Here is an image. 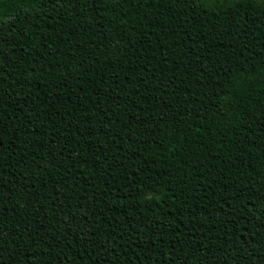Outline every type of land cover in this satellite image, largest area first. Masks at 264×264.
I'll use <instances>...</instances> for the list:
<instances>
[{
    "label": "trees",
    "instance_id": "trees-1",
    "mask_svg": "<svg viewBox=\"0 0 264 264\" xmlns=\"http://www.w3.org/2000/svg\"><path fill=\"white\" fill-rule=\"evenodd\" d=\"M0 264H264V0H0Z\"/></svg>",
    "mask_w": 264,
    "mask_h": 264
}]
</instances>
